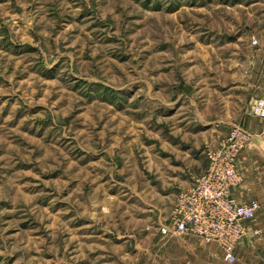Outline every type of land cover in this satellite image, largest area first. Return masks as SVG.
<instances>
[{
  "label": "rangeland",
  "instance_id": "obj_1",
  "mask_svg": "<svg viewBox=\"0 0 264 264\" xmlns=\"http://www.w3.org/2000/svg\"><path fill=\"white\" fill-rule=\"evenodd\" d=\"M260 1L0 0V264H121L157 240L160 213L114 197L182 167L189 96L227 76Z\"/></svg>",
  "mask_w": 264,
  "mask_h": 264
},
{
  "label": "crops",
  "instance_id": "obj_2",
  "mask_svg": "<svg viewBox=\"0 0 264 264\" xmlns=\"http://www.w3.org/2000/svg\"><path fill=\"white\" fill-rule=\"evenodd\" d=\"M258 5L252 13H249L245 38L239 48H234L228 58L217 59V73L224 74L223 68L227 67L228 70L225 71L228 73L227 76L225 75V78L215 76L214 78H217L215 83L220 85L214 84L213 89L206 80L197 103L193 95L189 96L190 107L195 111L197 118L191 117V122L188 124L193 129L192 140L188 134L187 140L182 143L184 145L180 156L183 160L182 167L176 168L178 170L176 172L161 173L160 191L155 190L152 199H146L145 202H142L140 195L137 202L128 201L134 195H138L136 188L131 187L128 182L122 183L117 191L114 198L124 205L123 209L130 212L129 214L133 212L132 207H142V204L151 206V209H156L160 213L157 240L146 237L137 241L134 236L131 237L132 250L129 252L124 245L126 253L119 257V263L264 264V120L249 114L255 100H264V0ZM252 38L257 41V45L250 44ZM235 125L248 129L252 138L237 159L242 182L235 189L234 196L242 203L257 201L260 209L252 221L246 222V236L236 246L235 262L227 263L222 259L217 244H206L193 237L175 235L161 237L158 234V227L167 220L175 194L189 187L192 180L204 172L207 162L203 147L209 143L213 146L218 145L228 130ZM165 143L169 145L167 140ZM178 145L172 144V146ZM88 200L92 201L90 207L95 211L99 204L97 196L93 195ZM101 200L102 206L106 205L109 208V196L102 195ZM161 201L165 204V208L158 209L157 204ZM107 208L103 209L107 210ZM145 222L147 223V220H138L137 225L141 227Z\"/></svg>",
  "mask_w": 264,
  "mask_h": 264
},
{
  "label": "built area",
  "instance_id": "obj_3",
  "mask_svg": "<svg viewBox=\"0 0 264 264\" xmlns=\"http://www.w3.org/2000/svg\"><path fill=\"white\" fill-rule=\"evenodd\" d=\"M250 44L255 46L257 41L252 38ZM249 114L264 120V100H255ZM251 138L248 129L235 125L218 145L204 148V172L175 194L167 220L158 227L159 236H185L215 243L225 262H235L236 246L246 236V222L252 221L260 209L257 201L242 203L234 196L242 182L237 159Z\"/></svg>",
  "mask_w": 264,
  "mask_h": 264
}]
</instances>
